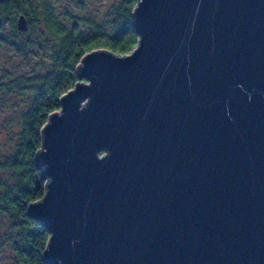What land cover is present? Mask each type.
Returning <instances> with one entry per match:
<instances>
[{"label": "water", "instance_id": "water-1", "mask_svg": "<svg viewBox=\"0 0 264 264\" xmlns=\"http://www.w3.org/2000/svg\"><path fill=\"white\" fill-rule=\"evenodd\" d=\"M133 19L137 47L84 55L42 127L45 264H264V0Z\"/></svg>", "mask_w": 264, "mask_h": 264}, {"label": "trees", "instance_id": "trees-1", "mask_svg": "<svg viewBox=\"0 0 264 264\" xmlns=\"http://www.w3.org/2000/svg\"><path fill=\"white\" fill-rule=\"evenodd\" d=\"M137 2L114 0L106 10L80 20L68 10L60 16L50 1L0 0L1 23L6 16L17 21L23 15L27 21L25 37L20 39L22 32L16 26L8 39L1 38L6 45H13L16 58H23L36 39L47 46L38 71L8 83L30 97L20 107L11 102L12 109H18L15 118L3 126V131L15 138L0 155V264H45L43 255L51 234L28 212L29 206L45 194L46 180L36 162L42 147V127L53 112L59 111L60 97L80 82L78 66L84 55L106 50L124 56L137 47L139 35L132 25ZM35 25L38 27L33 33ZM2 72L0 82L12 76L9 69ZM13 122H17L15 133Z\"/></svg>", "mask_w": 264, "mask_h": 264}, {"label": "rangeland", "instance_id": "rangeland-1", "mask_svg": "<svg viewBox=\"0 0 264 264\" xmlns=\"http://www.w3.org/2000/svg\"><path fill=\"white\" fill-rule=\"evenodd\" d=\"M41 1V0H40ZM50 1L55 5V9L61 16L65 10L70 11L74 16H77L80 20L85 15L95 14L97 10H106L114 0H44ZM16 27V17L6 16V18L0 24V76L3 73V69H9L12 72V76L5 78L0 82L2 91H0V155L3 151L8 149V146L13 145L14 135L7 134L3 131L4 122L8 119L15 118L16 109H12L14 106L11 104L12 101L16 103L18 107L23 105L30 95L26 92L25 95L12 89L8 83H13L17 79H21L23 76L33 74L39 70V66L43 63V56L45 58L47 52V46L44 43L39 42L38 39L36 44H34L30 51L24 55V57L16 58L14 54L13 45H6V41H1V38L8 39V35ZM38 25H35L33 33L36 32ZM27 31V30H26ZM26 31L22 32L20 39L25 37ZM4 40V39H3ZM14 43H16V36L14 38ZM12 54H14L12 56ZM17 62V63H16ZM13 68H16L14 70ZM22 95V96H21ZM12 128L17 130V122H13ZM13 133V134H14ZM12 137V141L9 139Z\"/></svg>", "mask_w": 264, "mask_h": 264}, {"label": "flooded vegetation", "instance_id": "flooded-vegetation-1", "mask_svg": "<svg viewBox=\"0 0 264 264\" xmlns=\"http://www.w3.org/2000/svg\"><path fill=\"white\" fill-rule=\"evenodd\" d=\"M0 17H1V15H0ZM2 19V18H1Z\"/></svg>", "mask_w": 264, "mask_h": 264}, {"label": "bare ground", "instance_id": "bare-ground-1", "mask_svg": "<svg viewBox=\"0 0 264 264\" xmlns=\"http://www.w3.org/2000/svg\"><path fill=\"white\" fill-rule=\"evenodd\" d=\"M86 84V83H85Z\"/></svg>", "mask_w": 264, "mask_h": 264}]
</instances>
